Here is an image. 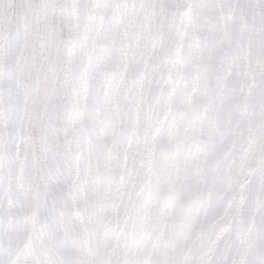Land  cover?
Listing matches in <instances>:
<instances>
[{
    "label": "snow or ice",
    "instance_id": "1",
    "mask_svg": "<svg viewBox=\"0 0 264 264\" xmlns=\"http://www.w3.org/2000/svg\"><path fill=\"white\" fill-rule=\"evenodd\" d=\"M0 264H264V0H0Z\"/></svg>",
    "mask_w": 264,
    "mask_h": 264
}]
</instances>
